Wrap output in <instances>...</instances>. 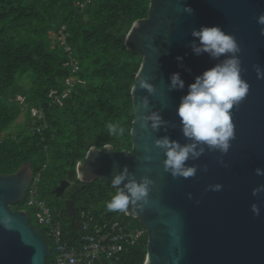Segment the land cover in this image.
<instances>
[{
	"label": "water",
	"instance_id": "water-1",
	"mask_svg": "<svg viewBox=\"0 0 264 264\" xmlns=\"http://www.w3.org/2000/svg\"><path fill=\"white\" fill-rule=\"evenodd\" d=\"M184 7H191L193 14L185 13ZM261 14L264 0H150L148 16L137 20L126 37V48L142 58L131 92L132 148L92 147L78 163L76 176L82 184L100 181L116 191L111 180L127 167L137 182L142 177L154 182L143 211L132 205L124 211L147 232L144 264H264V192L252 194L264 185V176L255 172L264 169V79H258L254 69V65L264 69V26L257 22ZM202 26H219L236 38L242 78L250 91L232 111L235 139L229 152L222 155L206 148L199 159L186 161L198 167L193 178L174 179L165 172L166 156L155 141L167 135L181 144L190 143L181 133L176 110L188 85L219 62L208 54L195 55L189 46L192 31ZM177 57L183 58V66ZM173 73L185 82L183 90H168ZM139 76L155 87V94L136 87ZM145 97L147 111L141 105ZM152 111H159L176 127L169 124L157 132L150 126L142 128V118ZM146 156L151 160H145ZM33 177L30 163L13 174H0V221L5 215L11 218L10 229L0 223V264H47L51 258V247L42 231L31 225L30 213L12 208L24 203ZM216 184L223 186L221 191L209 190ZM70 185L69 180H62L57 197ZM252 204L259 206V216L251 211ZM65 205L73 216V201Z\"/></svg>",
	"mask_w": 264,
	"mask_h": 264
},
{
	"label": "trees",
	"instance_id": "trees-1",
	"mask_svg": "<svg viewBox=\"0 0 264 264\" xmlns=\"http://www.w3.org/2000/svg\"><path fill=\"white\" fill-rule=\"evenodd\" d=\"M87 1L0 0V174H13L30 163L34 176L41 172V199H45L42 187L52 189L57 197L60 182L73 181L69 199L75 217L80 209L95 214L108 211L111 195L105 188L115 193L104 182L82 184L76 176L78 163L92 147L132 148L131 92L142 58L126 48L125 40L134 23L148 16L150 7V0ZM60 32L66 36L64 45ZM72 61L78 64L76 73ZM73 75L77 81L61 103L51 98L52 91L61 96L70 88L67 79ZM23 79L28 87L21 84ZM18 95L26 100L25 121L15 133H8L23 112ZM31 108L44 114L47 127L40 133L31 131ZM47 204L53 215L61 212L64 220L70 217L66 201L54 209ZM12 208L21 210L20 205ZM116 212L111 216L118 218ZM120 217L126 218L125 213ZM146 252L147 240L137 246L133 262L143 264Z\"/></svg>",
	"mask_w": 264,
	"mask_h": 264
},
{
	"label": "clouds",
	"instance_id": "clouds-1",
	"mask_svg": "<svg viewBox=\"0 0 264 264\" xmlns=\"http://www.w3.org/2000/svg\"><path fill=\"white\" fill-rule=\"evenodd\" d=\"M191 7H184V12L192 15ZM259 25L264 26V14L257 18ZM193 40L190 42L193 53L197 56L208 54L210 59L219 61L214 66L204 71L195 78V82L188 85L187 94L181 97L180 104L176 110L180 118V130L182 135L190 143L181 144L172 140L169 136H164L155 141V146L159 148L166 159L164 160V170L175 178H193L197 171V166H189L186 161L197 160L205 154L206 148L209 151H218L226 155L231 147V141L235 139V125L232 111L249 94L250 85L242 78V61L239 58L241 48L233 35L227 34L221 27L202 26L199 30L191 33ZM261 35H264V27L261 28ZM223 57V59H221ZM177 61L183 66L182 57H177ZM258 79H264V69L254 65ZM136 87L147 90L150 95L155 94V87L146 78L138 77ZM185 82L179 73H173L170 77L168 90H183ZM142 107L149 109L147 97L141 101ZM171 124L165 121L159 111H152L142 118L141 127L147 129L149 126L154 132L161 127L167 128ZM112 131H116L115 126H109ZM172 128L176 125L171 124ZM119 131L123 133L124 129ZM145 160H151V156H146ZM223 164V160L220 161ZM207 171V168L204 169ZM258 176H264V169L256 168ZM154 182L148 177H142L137 182L135 176L131 174L127 167L122 172L114 175L111 185L116 189L110 200L106 202L109 212L127 211L129 206H136L143 211L144 206L149 203L150 186ZM221 184L209 186L211 191H221ZM264 192V185L253 189V196ZM191 198V197H190ZM251 211L260 215V208L257 204H252ZM5 228H11V218L7 215L0 221Z\"/></svg>",
	"mask_w": 264,
	"mask_h": 264
},
{
	"label": "built area",
	"instance_id": "built-area-1",
	"mask_svg": "<svg viewBox=\"0 0 264 264\" xmlns=\"http://www.w3.org/2000/svg\"><path fill=\"white\" fill-rule=\"evenodd\" d=\"M78 5L81 8L85 6L83 3ZM54 36L52 33V37ZM59 40L62 45L66 43V36L62 32ZM66 50L70 51V48L66 47ZM72 65L73 73H76L79 70L77 62L72 61ZM76 81L77 77L73 75L67 79L70 88L65 93L60 96L55 90L50 97L61 103ZM16 101L23 110L26 109L25 97L18 95ZM30 113L31 131L40 133L47 127L44 114L37 108H31ZM40 180L41 172H38L33 177L24 204L34 210L37 225L46 229V235H43L44 238L48 236L50 244L45 239L51 247V258L55 254L51 264H135L133 257L136 248L147 240L145 228L135 222V218L126 214V218H115L111 216L113 212L95 214L91 209H80L76 217L74 212L72 217L75 220L66 228L62 213L53 215L46 200L40 198Z\"/></svg>",
	"mask_w": 264,
	"mask_h": 264
},
{
	"label": "rangeland",
	"instance_id": "rangeland-1",
	"mask_svg": "<svg viewBox=\"0 0 264 264\" xmlns=\"http://www.w3.org/2000/svg\"><path fill=\"white\" fill-rule=\"evenodd\" d=\"M21 84L23 86H25V87H28L29 86L27 79H23V81L21 82ZM25 112H26V109L23 110L22 114L19 116V118L17 119V121L8 128V130H7L8 133H15L18 130V126L21 125L25 121ZM70 182H71L70 187L66 190V192L64 193V195H62L61 197L54 196L52 194V189H50L48 187H46V188H43L42 187L41 188L42 193H43V196L46 199V202H48L52 206L53 209L55 207H57V204H61L62 206H64L65 201L70 200L69 198L72 196L71 188L74 185V182L73 181H70ZM97 182H99V181H97ZM101 184H102V182H101ZM105 190L111 196L114 194V192L111 189L109 190L108 188H105ZM39 191H40V189H39ZM40 196H41V194H40ZM74 196H75L76 199L78 198V195L76 193H74ZM63 201H64V203H63ZM77 204L78 203H76V205ZM18 205H20L21 210H28L29 212L32 213V216H31V225L38 227L43 233H45L46 232V229L44 227H42V226H38L37 225L36 220H35V216H34V213L32 212V210H30L28 207H26V205L24 203L23 204H18ZM124 213L125 212L117 211L116 212V216H118V218H123V217H120V216L124 215ZM69 216L70 217H68V219L65 218V220H64V225L65 226H68L69 225V222L73 219V217L71 215H69ZM137 223H138V221H137ZM45 238L47 240H49L48 239V236H46ZM54 258H55V254L53 255L52 258H49L48 260H51L52 261Z\"/></svg>",
	"mask_w": 264,
	"mask_h": 264
}]
</instances>
